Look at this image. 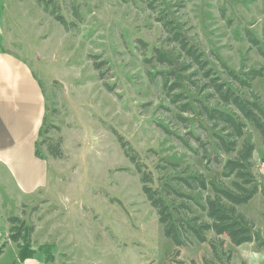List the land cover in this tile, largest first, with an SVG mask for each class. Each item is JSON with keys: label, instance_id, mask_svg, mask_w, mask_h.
Masks as SVG:
<instances>
[{"label": "rangeland", "instance_id": "374dc122", "mask_svg": "<svg viewBox=\"0 0 264 264\" xmlns=\"http://www.w3.org/2000/svg\"><path fill=\"white\" fill-rule=\"evenodd\" d=\"M161 14L224 82L264 102V77L243 88L224 69L246 78L264 67V55L248 34L264 51V0H0V46L32 66L46 94L38 149L49 162L47 186L28 193L0 164V264H22L21 246L47 264H264L255 243L235 247L214 233L207 237L216 242L217 255L195 240L178 249L164 235L122 148L120 138L153 174L155 188L200 174L220 185L232 183L222 174L231 156L217 153L212 125L197 111H181L207 94L190 84H203L191 77L195 69L181 71L188 61L168 41ZM157 48L173 66L154 59ZM165 79L182 88L169 95ZM180 93L188 99L174 103ZM245 139L256 146L251 171L259 194L240 211L264 240V141L251 125ZM50 146L60 148L57 158ZM178 187L195 201L170 202H188L206 220L196 202L205 203L211 186L206 192ZM11 219L32 228L30 245L11 241Z\"/></svg>", "mask_w": 264, "mask_h": 264}, {"label": "trees", "instance_id": "16d2710c", "mask_svg": "<svg viewBox=\"0 0 264 264\" xmlns=\"http://www.w3.org/2000/svg\"><path fill=\"white\" fill-rule=\"evenodd\" d=\"M149 7L155 11L152 2L149 3ZM52 13L56 15L55 10ZM56 19L69 29L63 16L57 15ZM158 20L168 35V41L175 44L188 61V64L182 66L181 71L186 73L195 69L191 77H200L203 84L200 86L195 80H191L190 84L200 95L207 94L204 100L196 99L193 102H186L181 106V111L183 113L197 111L199 117L212 125L213 130L216 131L214 144L217 153L220 156H231L224 162L222 174L226 179H232V183L230 186L220 185L208 181L203 174H200L177 177L175 179L177 186L165 184L162 188H155L153 174L144 170L145 166L139 161L137 154L129 149L128 144L120 138L122 148L140 175L143 192L157 212L164 235L178 249L195 240L201 244L208 243L216 254L218 251L216 242L207 237L209 233H214L218 239L228 238L235 247L255 243L259 249L264 251V240L260 237L254 223L240 211L241 207L247 205L259 194V187L255 184L251 171L256 146L253 142L245 139V132L248 125H251L260 133L264 141V102L258 95L246 97L224 82L210 67L204 54L190 43L186 35L178 30L176 24L170 21L167 15L161 14ZM248 34L250 42L264 55L260 42L252 37L250 32ZM154 52V59L161 65L173 66L171 59L160 49L157 48ZM224 69L226 76L230 80L240 83L243 88H251L255 80L264 77V67L250 71L246 74V78H241L227 66H224ZM168 84V79H165L164 86L169 95L182 88L179 82L171 86ZM186 99H188L187 96L180 93L175 94L172 101L180 103ZM242 139L244 141L240 146ZM49 151L52 156L57 158L60 148L50 146ZM36 155L43 159L38 146ZM178 186H185L189 191L200 192L208 191L211 186L212 195L206 197L205 203L196 202L201 212L205 214L206 220H203L201 216L194 215L188 202L178 205L170 202L172 199L195 201L193 196L184 194ZM10 222L12 224L11 241L16 244L24 242L30 245L32 228L18 219H11ZM19 249L18 257L21 263L32 258V255L24 251L22 246Z\"/></svg>", "mask_w": 264, "mask_h": 264}, {"label": "crops", "instance_id": "0c3cea01", "mask_svg": "<svg viewBox=\"0 0 264 264\" xmlns=\"http://www.w3.org/2000/svg\"><path fill=\"white\" fill-rule=\"evenodd\" d=\"M32 66L0 46V164L25 192L46 187L49 162L36 155L47 100ZM22 264H47L41 258Z\"/></svg>", "mask_w": 264, "mask_h": 264}]
</instances>
